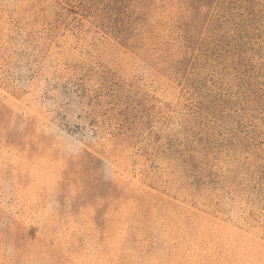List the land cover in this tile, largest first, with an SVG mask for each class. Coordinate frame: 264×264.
<instances>
[{
  "label": "rangeland",
  "instance_id": "obj_1",
  "mask_svg": "<svg viewBox=\"0 0 264 264\" xmlns=\"http://www.w3.org/2000/svg\"><path fill=\"white\" fill-rule=\"evenodd\" d=\"M0 264H264V0H0Z\"/></svg>",
  "mask_w": 264,
  "mask_h": 264
},
{
  "label": "snow or ice",
  "instance_id": "obj_2",
  "mask_svg": "<svg viewBox=\"0 0 264 264\" xmlns=\"http://www.w3.org/2000/svg\"><path fill=\"white\" fill-rule=\"evenodd\" d=\"M97 207H102V205H99V206H97Z\"/></svg>",
  "mask_w": 264,
  "mask_h": 264
}]
</instances>
